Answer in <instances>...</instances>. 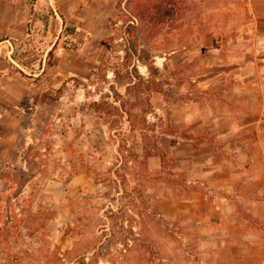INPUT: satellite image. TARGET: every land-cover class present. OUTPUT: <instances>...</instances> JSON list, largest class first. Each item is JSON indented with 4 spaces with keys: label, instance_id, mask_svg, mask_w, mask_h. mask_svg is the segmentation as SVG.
Listing matches in <instances>:
<instances>
[{
    "label": "rangeland",
    "instance_id": "374dc122",
    "mask_svg": "<svg viewBox=\"0 0 264 264\" xmlns=\"http://www.w3.org/2000/svg\"><path fill=\"white\" fill-rule=\"evenodd\" d=\"M175 1L171 20L153 24L142 9L160 0H59L57 68L54 49L9 53L6 76L47 74L26 138L11 140L12 125L1 134L12 110L0 106V264H264V0L257 15L252 0ZM14 2L0 0L1 43L25 20ZM80 27L95 37L87 61L72 54ZM187 102L203 128L166 127ZM197 144L224 168L221 206L198 225L166 221L150 189ZM154 154L163 175L147 169Z\"/></svg>",
    "mask_w": 264,
    "mask_h": 264
},
{
    "label": "crops",
    "instance_id": "0c3cea01",
    "mask_svg": "<svg viewBox=\"0 0 264 264\" xmlns=\"http://www.w3.org/2000/svg\"><path fill=\"white\" fill-rule=\"evenodd\" d=\"M27 1L15 0L14 2L16 14L23 15L25 20L23 21L22 19L21 21L19 20L21 17H17V31H15L14 35L8 37V40L4 41L8 44L9 49L6 45H2L4 42H0V106L6 105V107H11L12 110L4 118L1 134L5 132L7 134V125L14 126L12 134L14 136L16 134V137L14 139L10 137L14 142L17 140L18 134L26 138L22 124L24 122L26 125H29L28 123L30 122L32 123L35 119L34 109L38 110L41 108L42 102L34 100L33 94L43 92L39 84H42V80L46 78L47 73L42 75L41 73L36 75L30 74L38 77L35 83H30L29 77L24 76L20 71H18L19 74H14L11 77L6 76L4 72L10 66L8 59L14 62L9 53L18 47L21 48L20 43H23V45L27 44L26 47L29 48L24 53H19V60L33 58L41 60L50 49V51L54 49L55 56L50 69L57 68L55 63H57L59 57L63 54L62 49L55 48L58 37L56 36L55 38L54 26L57 23V18H60L59 14L62 16V12L58 6L59 0H34L33 4H27ZM53 1L56 4L55 8H52ZM39 14L47 15L46 26L43 25V20L38 19L40 18ZM63 25L62 23V28ZM28 28H31L30 33L27 32ZM59 32L60 30H58V34ZM24 35L30 36L25 40L26 43L22 40ZM72 38L77 48L72 52L73 58L76 61H87L88 54L86 53V49L92 46L95 37L90 33L89 29L80 27L74 30ZM3 48L7 51V56L5 55L2 58V55L5 53L2 52ZM20 66L24 67L23 65ZM206 77V80L209 81L216 76L213 74ZM12 95H15L14 98H12ZM24 102L25 104L22 105ZM199 108L198 104L192 102L178 103L171 106V109L176 110L175 113L180 115V118H178L177 125H173L172 121L167 120L165 126L171 128H174V126L176 128L189 127L201 130L203 125L201 115L198 112ZM195 138L197 137L193 136L191 139L198 143V139L194 140ZM2 139L4 138L0 135V147ZM200 146L202 145L197 144L196 148L191 146L189 150L177 151L176 153L180 155V158L176 162L174 170H172L174 176L170 175L160 178L154 187L150 189L153 194L151 208L166 221H181L198 225L201 222L208 221L211 213H217L221 206L220 201L213 195L212 191L218 185V173L223 171L224 168L216 162V155L213 151H201ZM5 155V152H0L1 161L6 162ZM14 158H17V156ZM7 162H10V160L8 159ZM147 169L154 174H164L162 160L159 155L148 156Z\"/></svg>",
    "mask_w": 264,
    "mask_h": 264
},
{
    "label": "trees",
    "instance_id": "16d2710c",
    "mask_svg": "<svg viewBox=\"0 0 264 264\" xmlns=\"http://www.w3.org/2000/svg\"><path fill=\"white\" fill-rule=\"evenodd\" d=\"M251 3L254 6L253 8L255 10L256 15L259 14L261 12L260 11L261 7L257 5V0H252ZM178 4L179 3H177V1L175 0H160V2L153 3V5L151 6L150 9L152 13L150 14L145 13L147 11L146 8L148 7V5H146V7L142 9V14L148 18L149 22L153 24L161 23L162 21L167 20V19L171 20L172 18L171 16L173 12H177L179 9V7L175 8V5H178ZM128 152L130 154H133L131 153L130 150H128ZM148 156H151V155H148Z\"/></svg>",
    "mask_w": 264,
    "mask_h": 264
}]
</instances>
